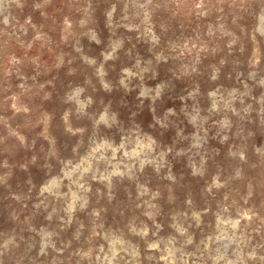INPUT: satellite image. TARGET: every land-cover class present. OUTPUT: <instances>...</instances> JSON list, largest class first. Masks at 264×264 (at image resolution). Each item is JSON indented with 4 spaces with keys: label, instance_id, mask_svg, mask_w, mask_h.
I'll list each match as a JSON object with an SVG mask.
<instances>
[{
    "label": "rangeland",
    "instance_id": "rangeland-1",
    "mask_svg": "<svg viewBox=\"0 0 264 264\" xmlns=\"http://www.w3.org/2000/svg\"><path fill=\"white\" fill-rule=\"evenodd\" d=\"M262 13L0 0V264H264Z\"/></svg>",
    "mask_w": 264,
    "mask_h": 264
},
{
    "label": "bare ground",
    "instance_id": "bare-ground-1",
    "mask_svg": "<svg viewBox=\"0 0 264 264\" xmlns=\"http://www.w3.org/2000/svg\"><path fill=\"white\" fill-rule=\"evenodd\" d=\"M263 15H264V13H262V14H261V16H263ZM231 222H232V224H235V222H234V221H231Z\"/></svg>",
    "mask_w": 264,
    "mask_h": 264
}]
</instances>
